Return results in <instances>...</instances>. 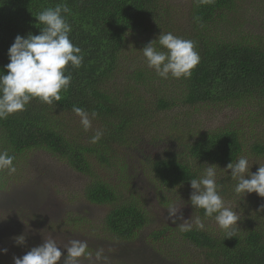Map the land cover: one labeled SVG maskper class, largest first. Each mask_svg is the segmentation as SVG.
I'll return each mask as SVG.
<instances>
[{"label": "trees", "instance_id": "16d2710c", "mask_svg": "<svg viewBox=\"0 0 264 264\" xmlns=\"http://www.w3.org/2000/svg\"><path fill=\"white\" fill-rule=\"evenodd\" d=\"M241 1L189 0L183 14L171 0H0V71H7V50L15 36L39 34L42 25L36 14L61 3L71 10L66 15L72 27L70 38L84 56L80 68L68 66L72 81L68 90L62 91L60 101L48 105L34 98L24 111L0 120V150L7 149L14 155V165L25 163L35 151L67 163L87 178L81 188L84 198L108 206L101 221L104 232L117 241L136 238L149 221L146 212L137 199L123 198L101 178L92 160L102 166L115 159L118 148H130L143 141L145 122L155 127L160 113L176 104L193 108L232 106L248 112L249 119L264 129V36L239 35L230 22ZM168 32L195 42L200 61L188 78L171 74L161 78L143 56L142 48L149 41L154 40L160 48L156 38ZM132 62L138 67L131 70L132 82L120 85L118 78L125 80L124 72ZM156 79L165 81L161 82L165 87L161 93L167 96L145 100L138 86ZM74 107L86 110L90 118L92 112L97 113L87 131ZM193 129L170 127L173 132L168 138L176 134L170 139L182 144V153L178 154H153L156 140L144 141L153 155L148 158L153 178L165 188L186 187L190 179L198 178L206 167L215 164L224 199L225 191L232 189L235 181L226 165L245 154H264L263 136L252 141L249 131L246 135L243 129L229 126L195 129L197 136L192 137ZM96 130H101L103 136L92 143ZM5 171H0V189L7 185ZM253 199V210L245 206L241 209V204L235 209L230 206L240 217L233 237H226L214 216L205 217L203 209L194 207L196 217L205 224L204 230L193 225L191 231L181 232L178 224H166L152 230L146 240L161 246L177 243L178 236L197 250L194 255H180L185 264H264V197ZM0 264H4L2 256Z\"/></svg>", "mask_w": 264, "mask_h": 264}, {"label": "rangeland", "instance_id": "374dc122", "mask_svg": "<svg viewBox=\"0 0 264 264\" xmlns=\"http://www.w3.org/2000/svg\"><path fill=\"white\" fill-rule=\"evenodd\" d=\"M188 1L171 0V3L184 14ZM239 6L237 12L229 18L240 32L239 35L250 38L264 36V0H242ZM134 64L130 63L124 72L125 80L118 78L120 85H125L128 80L132 82L131 70L138 68ZM161 82L165 81L156 79L148 84L137 85L138 91L149 101L158 96H167V93H161V89L165 90ZM249 116L248 112L232 106L193 108L176 104L160 113L155 127L150 122H145L141 132L143 141L130 148H118L115 159L109 160L107 164L103 163L102 166L92 160L101 178L112 184L123 198L137 199L147 214V225L138 231L136 238L126 241L112 240L104 232L101 221L108 211V206L93 204L84 198L81 188L87 180L86 176L72 170L67 163L48 153L32 152L25 163L15 165L14 173L5 171L7 185L0 189V248L7 249L6 253H0L4 264H13V256H22L31 247L42 244L49 238L54 239L65 253L60 264H64L67 259L65 249L70 246L71 240L86 241L87 250L91 253L88 257H80L78 264H185L180 255L188 252L194 255L197 250L178 236L177 243L173 241L161 246L149 244L146 237L152 230L163 225L174 226L182 222L177 220L173 223L167 218V208L170 204L181 206L180 212L189 222L197 216L190 202L192 189L190 186H160L149 168L148 158L152 153L146 148L149 145H144V141L156 140L157 146L154 149L150 146L156 155L168 152L182 153V144L170 139L175 138L176 134L168 138L173 132L169 130L172 126H191L198 130L237 126L243 129L246 135L249 131L252 141L262 136L264 139V129L261 130L255 125ZM195 129L192 137L197 136ZM243 156L248 158L250 165L252 164L250 171L253 173L259 165L264 166V154L257 157L248 154ZM235 182L232 189L224 193L226 206L235 209L241 204V209L242 206L249 210L255 209L256 201L253 197L259 195L255 192L248 193L244 197L241 196V201L240 197L232 192ZM21 235L25 237V242L17 245L16 237ZM100 248L104 250L103 256L97 259L95 253Z\"/></svg>", "mask_w": 264, "mask_h": 264}, {"label": "clouds", "instance_id": "9594fccd", "mask_svg": "<svg viewBox=\"0 0 264 264\" xmlns=\"http://www.w3.org/2000/svg\"><path fill=\"white\" fill-rule=\"evenodd\" d=\"M213 2L214 0H200V3ZM70 11L66 3L47 7L35 16L42 25L39 34L29 32L26 36H15L7 50L9 62L4 65L7 71H0V120L7 119L15 112L24 111L34 98L53 105L61 100L62 91L68 90L72 81L68 66L78 69L84 59L81 48L70 38L72 27L66 19ZM156 39L160 48L154 44V40L142 48L148 67L164 79H167L169 74L175 78L190 77L191 70L200 61L195 42L171 32L160 33ZM73 111L80 117L85 131L91 128L92 119L97 116L96 112H92L90 118L83 108L74 107ZM102 136L103 132L96 130L90 142L97 143ZM14 160V155H10L7 149L0 150V171L14 173ZM214 165L206 167L198 178L189 180L192 189L190 202L195 208L203 209L205 217L214 216L226 237H233L240 217L236 211L225 205ZM251 165L245 156H240L235 163L231 161L226 165V169L231 170V179L236 181L233 191L242 197L252 192L264 197V166L259 165L253 173L250 171ZM180 208L181 206L175 203L170 204L167 208V218L173 223L182 221L178 224L181 232L191 231L193 225L198 230L205 229L200 217L189 222V219L183 218ZM15 242L22 245L25 237L18 236ZM87 249L86 241L71 240L70 246L65 249L67 259L64 264H78L80 257L91 255ZM103 251V248L96 251L97 259L103 256ZM6 252V248H0V253ZM64 254L56 241L49 238L42 244L31 247L22 256H13V264H60Z\"/></svg>", "mask_w": 264, "mask_h": 264}]
</instances>
